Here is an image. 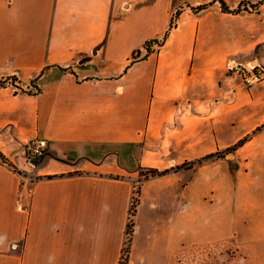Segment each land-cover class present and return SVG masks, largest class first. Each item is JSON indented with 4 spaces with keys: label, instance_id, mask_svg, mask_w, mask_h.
Here are the masks:
<instances>
[{
    "label": "crops",
    "instance_id": "crops-1",
    "mask_svg": "<svg viewBox=\"0 0 264 264\" xmlns=\"http://www.w3.org/2000/svg\"><path fill=\"white\" fill-rule=\"evenodd\" d=\"M215 1L0 0V264H119L137 184L130 264H264V0Z\"/></svg>",
    "mask_w": 264,
    "mask_h": 264
},
{
    "label": "rangeland",
    "instance_id": "rangeland-1",
    "mask_svg": "<svg viewBox=\"0 0 264 264\" xmlns=\"http://www.w3.org/2000/svg\"><path fill=\"white\" fill-rule=\"evenodd\" d=\"M152 46H155V45H152ZM25 151H26V147H25ZM27 156L30 160L32 159L30 153H27ZM142 174L145 175L147 174V172H142L141 175ZM141 180H144V179L141 178ZM139 191H140V184H137L135 186L134 195L131 200L129 214L133 212L132 210H134L135 205L138 206L139 204V194H138ZM134 217L129 215V219H128L126 230H125L124 245H123L119 264H130L131 262L130 257H131L133 234H134V227H135ZM129 225L131 226L129 230L130 235H127V228ZM122 254H125V255L122 256ZM237 258L238 256L234 254V248L231 242L214 244V245L209 244V245L199 247L197 249L196 248L192 249L190 247H183V256H182L181 264H228V263H233L235 259ZM138 264H141L140 261L138 262Z\"/></svg>",
    "mask_w": 264,
    "mask_h": 264
},
{
    "label": "trees",
    "instance_id": "trees-1",
    "mask_svg": "<svg viewBox=\"0 0 264 264\" xmlns=\"http://www.w3.org/2000/svg\"><path fill=\"white\" fill-rule=\"evenodd\" d=\"M215 2H217V3L220 4L222 11L225 12V13H235V14H239V13H241L242 11L247 10L246 6L244 5L243 7L241 6V7H239V8H238L237 10H235V11H230L229 8L227 7V5H226L222 0H216ZM207 8H208V6L199 7V8L193 9V11H194L195 13H199V12H202V11L206 10ZM177 16H178V13H177ZM172 27H173V23L171 24V29H172ZM153 44H157V45H159V43H158L157 41L148 42V43L145 45V50L147 51V54H150V53H151V46H152ZM159 46H160V45H159ZM135 60H136V59H135ZM258 131H260V130H257V132H258ZM255 133H256V132H255ZM247 140H248V138L245 139V140H243V141H241V142H239L237 145H235L234 147H232L231 149H229V152H234V151H236L239 147L243 146V145L246 143ZM213 157H214V156H209V157H207L205 160L211 159V158H213ZM0 160L3 161L1 154H0ZM3 162H4V161H3ZM146 172H147V174H145V175L142 174V175H141V177H142L144 180H148V179H150V178L162 177V176H165V175H167V174L169 173L168 171H165V172H159V171H155V170H150V171H146ZM139 193H140V191H139ZM139 193H138V194H139ZM136 208H137V205H135L134 210H132L133 212L130 214L132 217H134L135 214H136ZM130 228H131V226L129 225L128 228H127V235H130V234H129V230H130ZM124 255H125V254H122V256H124Z\"/></svg>",
    "mask_w": 264,
    "mask_h": 264
},
{
    "label": "built area",
    "instance_id": "built-area-1",
    "mask_svg": "<svg viewBox=\"0 0 264 264\" xmlns=\"http://www.w3.org/2000/svg\"><path fill=\"white\" fill-rule=\"evenodd\" d=\"M229 69L230 71L239 72L243 74V70L235 64H231L229 66ZM248 73H249V76L247 77L245 76V77L249 85H252L258 82L261 79V76H262L261 72L259 71V68L256 66H253V67L251 66V69ZM47 148H48L47 143L43 140H39V141H35L31 143L30 145H28L26 147V152L31 154V158L40 159V158H43L44 155L46 154Z\"/></svg>",
    "mask_w": 264,
    "mask_h": 264
}]
</instances>
